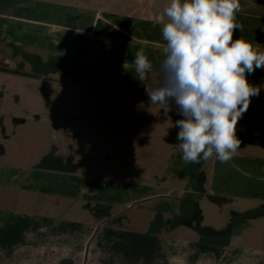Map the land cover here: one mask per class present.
<instances>
[{
  "label": "crops",
  "instance_id": "1",
  "mask_svg": "<svg viewBox=\"0 0 264 264\" xmlns=\"http://www.w3.org/2000/svg\"><path fill=\"white\" fill-rule=\"evenodd\" d=\"M169 3L170 0H0V75L14 77L8 73L14 65L11 61H15L11 57L23 50L65 53L70 61H101L103 37L114 27L132 35V26H148V32L162 35L161 26L153 20ZM240 3L236 20L244 30L237 29L233 39L242 37L264 50V0ZM103 19L104 24L99 25ZM121 22H126L125 28L120 27ZM87 46L93 56L80 53V48ZM72 65L80 67L78 71L85 68ZM248 80L252 85H264V69H257ZM97 81L96 85L105 80ZM4 96L0 92V101ZM180 118L175 111L165 112L158 126L170 138L140 143L146 151H141L143 167L148 157L155 164L142 170L144 179L152 180L154 174L157 178L156 183L144 182L140 189H131L130 184L119 189L106 180L64 169L53 173L13 168L0 173V202L4 201L0 203V264H264V248L244 244L248 236L264 243V154L239 151L227 163L212 158L208 189L175 186L177 180L187 176L183 169L167 174L168 165L175 163L179 169V165L186 164L182 153L173 147V136L178 131L174 122ZM263 125L264 88L259 97L252 98L237 125L240 147H264V134H260V143L254 144L247 136L256 133L259 126L258 131L263 132ZM242 133L248 134L240 138ZM162 175L166 178L160 182L158 177ZM196 175L199 178L200 174ZM169 177L172 182L167 180ZM5 192L11 196L3 200ZM197 195L220 197L224 202L207 204L209 232L191 237L193 223L189 216L202 223L204 213L198 209L199 202L194 198ZM189 196L193 198L187 200ZM133 203H141L147 209L143 217L148 213L152 218L140 222L135 219L137 213L131 215ZM97 205L107 206L104 218L96 211ZM183 211L187 218L184 225L185 220L177 222L175 218ZM251 214L254 219L250 222L261 223L253 234L251 229L237 227ZM185 229L181 236L179 233Z\"/></svg>",
  "mask_w": 264,
  "mask_h": 264
},
{
  "label": "rangeland",
  "instance_id": "2",
  "mask_svg": "<svg viewBox=\"0 0 264 264\" xmlns=\"http://www.w3.org/2000/svg\"><path fill=\"white\" fill-rule=\"evenodd\" d=\"M116 22L119 23L118 20ZM125 23L121 22L120 27L125 28ZM100 24H104V19L99 22ZM147 27L143 29L132 26L134 29L130 31L132 35L116 27L107 31L102 41L103 48L100 50L101 61L88 58L85 62L75 58L70 61L65 53L51 54L36 49L32 52L23 50L18 55L14 54L15 57H11V60H15L11 61L14 65L8 71L14 77L0 75V92L5 95L0 101V146L5 151L0 154V173L11 172L13 168L21 169L20 171L50 170L53 173L64 169L69 172L78 171L81 176L90 175L106 180L109 185H115L119 189L128 188L127 184H130L131 189H140L139 186L144 182L156 183V174L152 180L144 179L142 170L150 169L155 164L152 158L148 157L143 167L141 151L144 154L146 151L140 143L151 142L157 138L161 140L170 138V135L165 134L158 126V120L170 110L149 103L145 88L134 78L135 73L131 66L134 54L143 49L154 63V71L149 75V82L159 83L157 68L164 59L163 47L166 42L163 41L161 33L148 32ZM96 39H99L98 36ZM86 48L81 47L80 53L93 56L89 46ZM126 60L129 61L128 70L123 67ZM20 63L26 65H19ZM72 64L85 66L82 70H86L78 71L80 67L75 68ZM106 77L109 92L87 89L88 85L94 84L98 78L105 80ZM258 128L254 134L244 133L250 137V143H258L260 134H264V131H258ZM244 135L242 133L240 138ZM239 151L263 155L264 147H240L237 152ZM168 167L170 169L167 174L180 172L178 171L180 169L187 172L186 178L177 180L175 186H192L193 190L202 187L208 189L211 186L209 177L213 170L212 159L200 164L179 165V169L175 167V163ZM196 173L200 174L199 178H196ZM201 175L206 178L200 177ZM158 178H161L162 182L166 177L162 175ZM169 179L171 178L167 180ZM2 196L4 200L11 194L5 192ZM192 198L193 196H189L187 200ZM194 198L199 202L198 209L204 213H201L202 223L195 222L194 218L189 216L193 223V232L190 236L202 237L209 232L206 231L209 228L205 216L209 215L207 204H221L224 199L200 195ZM229 200L230 204L234 201ZM248 204L251 203H245ZM9 205L14 207L13 203ZM186 207L189 208L187 205ZM95 208L104 218L107 206L97 205ZM131 209H134L131 215L134 217L136 212L135 219L137 218L139 222L152 218L148 213L143 217L142 212L147 209L141 203H133ZM183 216H186L184 211L179 217ZM179 217H175L177 222H183L186 218ZM253 219L251 214L237 227L239 230L244 227L246 230L251 229L250 234H253L261 225L258 221L250 222ZM185 223L186 220L182 225ZM230 228L233 226L230 225ZM185 232L186 229L179 234L184 236ZM244 239L245 246L264 248V243L254 237L248 236Z\"/></svg>",
  "mask_w": 264,
  "mask_h": 264
},
{
  "label": "clouds",
  "instance_id": "3",
  "mask_svg": "<svg viewBox=\"0 0 264 264\" xmlns=\"http://www.w3.org/2000/svg\"><path fill=\"white\" fill-rule=\"evenodd\" d=\"M240 10V0H170L154 17L166 42L159 83L149 82L154 65L143 49L131 62L149 103L181 117L173 147L186 164L229 162L241 145L237 125L264 88L248 80L264 69L261 45L233 39L244 30L236 20ZM123 67L128 70L129 61Z\"/></svg>",
  "mask_w": 264,
  "mask_h": 264
},
{
  "label": "flooded vegetation",
  "instance_id": "4",
  "mask_svg": "<svg viewBox=\"0 0 264 264\" xmlns=\"http://www.w3.org/2000/svg\"><path fill=\"white\" fill-rule=\"evenodd\" d=\"M101 75V74H100ZM99 75V76H100ZM95 82H98L97 80L94 81V84L92 85H88L87 89H94V90H101V91H104V92H109L110 91V87H109V82H108V79L107 77L105 78V81L102 83V84H95ZM100 92V91H99Z\"/></svg>",
  "mask_w": 264,
  "mask_h": 264
}]
</instances>
